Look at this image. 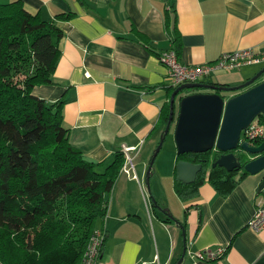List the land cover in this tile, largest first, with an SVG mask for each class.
<instances>
[{
  "label": "crops",
  "instance_id": "1",
  "mask_svg": "<svg viewBox=\"0 0 264 264\" xmlns=\"http://www.w3.org/2000/svg\"><path fill=\"white\" fill-rule=\"evenodd\" d=\"M15 0H0L8 3ZM31 13L45 19L73 11L58 20L64 31L53 83L37 85L33 93L55 102L64 98V124L69 139L87 160L100 162L123 145L143 146L135 159L138 176L121 172L111 193L108 213L99 223L107 230L104 264H264V228L248 226L264 197V169L242 178L232 193L220 195L208 181L188 200L175 189L177 145L170 133L167 152L146 175L163 126L155 129L162 106L171 98L167 68L159 59L172 46L166 11L177 16L183 63L214 62L230 51L253 48L264 54V0H21ZM146 39L139 37L135 30ZM258 66V67H257ZM218 71L204 82L238 85L263 65ZM228 92L227 97L236 94ZM110 160H108L109 162ZM240 173L237 175L239 178ZM152 196L157 200L156 207ZM185 222V228L164 211ZM187 211V213H186ZM185 232V237H184ZM230 245L214 260L197 259L198 251Z\"/></svg>",
  "mask_w": 264,
  "mask_h": 264
},
{
  "label": "trees",
  "instance_id": "2",
  "mask_svg": "<svg viewBox=\"0 0 264 264\" xmlns=\"http://www.w3.org/2000/svg\"><path fill=\"white\" fill-rule=\"evenodd\" d=\"M75 15L70 11L45 19L39 12H29L21 0L0 3L1 264H81L92 233L108 213L107 195L125 162L122 150L100 162L87 160L69 139L63 118L66 100L51 102L33 93L35 86L53 83L64 35L57 21ZM166 26L173 30L172 46L180 55L177 16L172 19L167 11ZM176 88L169 87L170 95ZM170 112L169 99L155 129L166 127ZM260 119L264 122L263 115ZM218 157L215 151L177 156V162L204 165L192 183L180 180L175 167V189L181 199L197 196L206 181L226 197L249 174L243 167L233 171L213 167ZM165 212L177 220L170 209ZM181 225L185 228V222Z\"/></svg>",
  "mask_w": 264,
  "mask_h": 264
},
{
  "label": "water",
  "instance_id": "3",
  "mask_svg": "<svg viewBox=\"0 0 264 264\" xmlns=\"http://www.w3.org/2000/svg\"><path fill=\"white\" fill-rule=\"evenodd\" d=\"M263 75L264 66L238 85L195 82L178 86L171 94L170 117L149 163L146 175L148 185L156 157L163 147L175 118L176 99L186 89L196 91L183 95L179 102V114L174 131L178 155L215 151L219 157L212 163L213 167H224L228 171L243 167L252 174L262 171L264 141L260 144H251L249 141L240 142V137L242 131L256 117L264 116V79L259 81ZM233 91L239 92L227 97V93ZM244 154L252 156L245 164L242 162ZM203 166V163L181 159L176 164L177 176L186 183L195 182ZM170 217L181 224L178 219ZM185 252L186 248L184 254ZM184 254L175 264H182Z\"/></svg>",
  "mask_w": 264,
  "mask_h": 264
},
{
  "label": "built area",
  "instance_id": "4",
  "mask_svg": "<svg viewBox=\"0 0 264 264\" xmlns=\"http://www.w3.org/2000/svg\"><path fill=\"white\" fill-rule=\"evenodd\" d=\"M159 59L167 68V79L172 87H178L184 83L204 82V79L218 71H233L252 65H264V54L255 51L253 48L225 52L214 62L193 65L183 63L176 50L170 47L159 54ZM262 140H264V122L258 116L242 131L240 142L249 141L251 144H257L256 141ZM142 146L143 141L136 145H123L122 151L125 155V162L121 172L132 174L133 177L138 176L135 159ZM248 226L255 230L264 228V197L258 201ZM106 237L107 230L105 228L98 227L95 229L90 237L81 264H104L102 252ZM227 246H219L206 251L201 250L196 252L194 256L201 260L218 259L226 253Z\"/></svg>",
  "mask_w": 264,
  "mask_h": 264
},
{
  "label": "rangeland",
  "instance_id": "5",
  "mask_svg": "<svg viewBox=\"0 0 264 264\" xmlns=\"http://www.w3.org/2000/svg\"><path fill=\"white\" fill-rule=\"evenodd\" d=\"M256 66H257V65H256ZM257 67H258V66H257ZM261 68H262V67H260L259 69H261ZM263 78H264V77H263ZM193 90H194V89H190V90H189V89H186L185 91H193ZM171 135H173V133H172V134L170 133L169 138H168V137L166 138L167 141H170V140L172 139V138H171V137H172ZM166 140H165V142H166ZM164 144H165V143H164ZM163 146H164V145H163ZM167 149H168V144H165V147L163 148V150L161 149L163 155L167 152ZM156 158H158V155H157ZM156 160H157V159H156ZM155 163H156V161H155ZM154 165H155V164H154ZM153 169H154V167H153ZM0 264H1V263H0Z\"/></svg>",
  "mask_w": 264,
  "mask_h": 264
},
{
  "label": "flooded vegetation",
  "instance_id": "6",
  "mask_svg": "<svg viewBox=\"0 0 264 264\" xmlns=\"http://www.w3.org/2000/svg\"><path fill=\"white\" fill-rule=\"evenodd\" d=\"M245 155H246V156H245ZM247 157H248V158H251L252 156H249V155H247V154H244V155H243V159H242L243 164H244V162H245V158H247Z\"/></svg>",
  "mask_w": 264,
  "mask_h": 264
}]
</instances>
